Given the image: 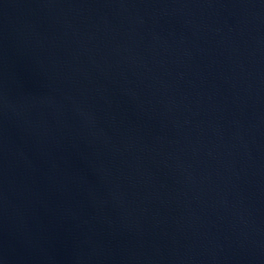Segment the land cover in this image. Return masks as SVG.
<instances>
[{
	"label": "water",
	"instance_id": "1",
	"mask_svg": "<svg viewBox=\"0 0 264 264\" xmlns=\"http://www.w3.org/2000/svg\"><path fill=\"white\" fill-rule=\"evenodd\" d=\"M0 264H264V0H0Z\"/></svg>",
	"mask_w": 264,
	"mask_h": 264
}]
</instances>
